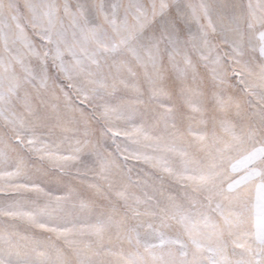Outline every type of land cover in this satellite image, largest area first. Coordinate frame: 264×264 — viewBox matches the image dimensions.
Masks as SVG:
<instances>
[{"label": "snow or ice", "instance_id": "obj_1", "mask_svg": "<svg viewBox=\"0 0 264 264\" xmlns=\"http://www.w3.org/2000/svg\"><path fill=\"white\" fill-rule=\"evenodd\" d=\"M0 264H264V0H0Z\"/></svg>", "mask_w": 264, "mask_h": 264}]
</instances>
